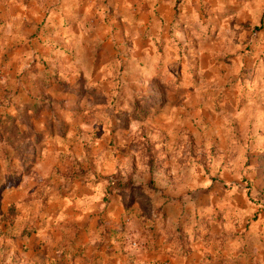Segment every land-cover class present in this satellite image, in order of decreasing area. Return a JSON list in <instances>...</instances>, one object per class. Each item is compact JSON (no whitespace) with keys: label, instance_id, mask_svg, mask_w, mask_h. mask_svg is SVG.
I'll list each match as a JSON object with an SVG mask.
<instances>
[{"label":"rangeland","instance_id":"rangeland-1","mask_svg":"<svg viewBox=\"0 0 264 264\" xmlns=\"http://www.w3.org/2000/svg\"><path fill=\"white\" fill-rule=\"evenodd\" d=\"M198 58L0 65V264H264V51Z\"/></svg>","mask_w":264,"mask_h":264},{"label":"crops","instance_id":"crops-1","mask_svg":"<svg viewBox=\"0 0 264 264\" xmlns=\"http://www.w3.org/2000/svg\"><path fill=\"white\" fill-rule=\"evenodd\" d=\"M248 50L264 51V0H0V65L51 68L52 80L86 78V58L172 68ZM104 191L73 190L67 206L101 212Z\"/></svg>","mask_w":264,"mask_h":264},{"label":"trees","instance_id":"trees-1","mask_svg":"<svg viewBox=\"0 0 264 264\" xmlns=\"http://www.w3.org/2000/svg\"><path fill=\"white\" fill-rule=\"evenodd\" d=\"M148 179L145 183V189L148 190H155V187L153 185V180H152V168H153V162L151 157H149V162H148ZM109 180V190L110 191H115L118 193H128L130 196H133L135 192L133 193L134 189H143L140 185H136L133 181V178L128 177L125 181L113 179V178H107Z\"/></svg>","mask_w":264,"mask_h":264}]
</instances>
